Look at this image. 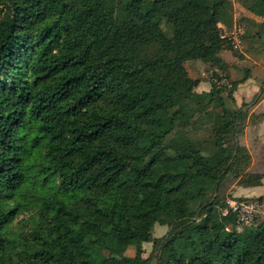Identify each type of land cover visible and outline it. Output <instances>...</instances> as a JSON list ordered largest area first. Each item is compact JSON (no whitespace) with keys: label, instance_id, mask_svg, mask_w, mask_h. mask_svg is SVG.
Listing matches in <instances>:
<instances>
[{"label":"trees","instance_id":"obj_1","mask_svg":"<svg viewBox=\"0 0 264 264\" xmlns=\"http://www.w3.org/2000/svg\"><path fill=\"white\" fill-rule=\"evenodd\" d=\"M249 1L264 17V0ZM228 6L0 0V264H264V218L239 230L218 195L229 175L263 183L241 142L256 98L231 109L241 80L224 96L215 72L199 92L184 66L217 61ZM193 120L214 123V153L170 140ZM26 212L30 229L13 232ZM156 224L170 227L163 239ZM128 241L135 256L119 249Z\"/></svg>","mask_w":264,"mask_h":264},{"label":"rangeland","instance_id":"obj_2","mask_svg":"<svg viewBox=\"0 0 264 264\" xmlns=\"http://www.w3.org/2000/svg\"><path fill=\"white\" fill-rule=\"evenodd\" d=\"M247 2H250L249 0H228L229 6L228 9L222 14V18L224 20H230L228 23L225 21H220L219 26L221 28V37L223 39H226L225 42L226 47L221 50V52L217 55V61L216 62H204L207 64L208 67H206V72L204 71V67L202 69H195V65H191L190 62H193L192 60L195 59H189L184 63V66L189 74V76L193 79L199 78L198 76H201L203 73L207 74L208 79L213 78V74L215 72L218 74L215 76V78L220 77L221 75H224L228 78L229 82L233 86L234 79L231 78L228 70V66H225L224 60H223V54L226 55H233L234 58H236L235 62L242 61L245 59H249L251 62H254L258 56L264 55V38L259 37V27L256 26V21L254 20H264V17L259 16L249 10L247 8ZM221 19V20H223ZM165 32L167 35H172L174 32L173 25L165 24ZM192 50V46H186L183 48V52L189 53ZM236 56V57H235ZM202 61V60H201ZM239 66V65H238ZM247 66H250L247 64ZM240 67V66H239ZM251 67V66H250ZM250 67H242V71H239L240 77H238V80L241 79V75L245 74V70L248 69L251 70ZM218 71H217V69ZM153 76L152 69L146 70L142 75L141 78H147ZM214 78V79H215ZM213 81H211L212 83ZM262 90L259 91V93L255 94L251 100L256 98V101H258L262 97V93H264V81ZM231 86V88H232ZM212 88V87H211ZM228 89L225 90L224 96L228 95V92L230 90V87H227ZM198 90V88H197ZM200 92V91H199ZM227 105L231 109H237V105H235V101L232 99L227 100ZM218 111H221V108L217 109ZM215 126L214 123L211 121H201L200 124L195 128V120H193L190 127H179L174 131L171 136L170 140L173 143H179L185 140L191 139V144L193 148H196L203 153H214L217 150V144L215 141L216 133L213 130L212 127ZM238 180L234 175H229L226 177L222 183L221 189L218 193L219 197L221 199H225L224 202H226L228 205L230 204L229 201L233 200H253L258 199L259 197H246L244 195L237 196L236 190L240 187L238 185ZM241 198V199H239ZM244 198V199H242ZM229 208H225L226 211L229 212ZM227 212V213H228ZM30 213L26 212L22 215H20L15 222L12 225V230L15 233H26L30 229L31 221L29 220ZM258 219L264 218V210L261 212H257L253 214V218L249 220L248 223H238L236 220V227L239 230H243L245 226L251 225L253 221ZM229 227H232V225H229ZM170 231V227L168 225H162V224H156L153 230V236L156 239H163ZM144 246V257L152 256V260L154 263H156L157 260V253L159 248L154 246L153 242H145L143 244ZM120 251L127 255V256H135L136 254V246L132 244L131 242H122L119 244Z\"/></svg>","mask_w":264,"mask_h":264},{"label":"crops","instance_id":"obj_3","mask_svg":"<svg viewBox=\"0 0 264 264\" xmlns=\"http://www.w3.org/2000/svg\"><path fill=\"white\" fill-rule=\"evenodd\" d=\"M235 59L233 55L229 56L223 54V64L228 66L229 74L234 80H238V77H240L239 71H242V67L251 66V70L248 71V69H246L245 74L241 75V79H239L241 83L238 85L234 94L235 105L240 107L243 102L251 101L252 97L262 90V82L264 81V55L258 56L254 62L249 60L251 59L249 56L248 59L242 61L235 62ZM192 61L193 62L190 63L191 65H195V69H202L204 67V71L206 72V67H208L207 64L197 59ZM247 64L250 66H247ZM198 77L202 79L198 86V91H209L212 87V83L210 79L206 78L207 74L203 73ZM241 142L247 146L252 155V163L249 167V171L264 175V93H262V97L250 107L247 125L241 137ZM235 195H244L246 197L264 195V177L261 185L240 186L237 188Z\"/></svg>","mask_w":264,"mask_h":264},{"label":"built area","instance_id":"obj_4","mask_svg":"<svg viewBox=\"0 0 264 264\" xmlns=\"http://www.w3.org/2000/svg\"><path fill=\"white\" fill-rule=\"evenodd\" d=\"M217 87H231V83L228 78L221 75L214 79ZM230 209L236 213L238 223H248L253 218V214L264 210V198L253 199V200H233L229 201ZM228 211H226L227 213Z\"/></svg>","mask_w":264,"mask_h":264}]
</instances>
